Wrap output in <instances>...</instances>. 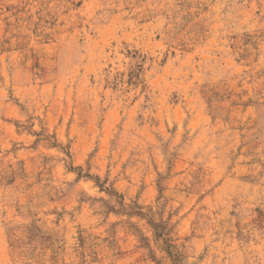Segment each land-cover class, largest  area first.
Instances as JSON below:
<instances>
[{
    "label": "rangeland",
    "instance_id": "1",
    "mask_svg": "<svg viewBox=\"0 0 264 264\" xmlns=\"http://www.w3.org/2000/svg\"><path fill=\"white\" fill-rule=\"evenodd\" d=\"M0 264H264V0H0Z\"/></svg>",
    "mask_w": 264,
    "mask_h": 264
}]
</instances>
